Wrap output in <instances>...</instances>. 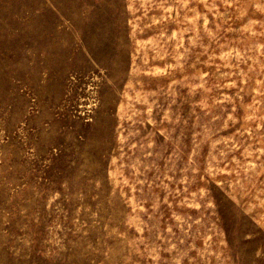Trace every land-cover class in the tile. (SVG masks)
Segmentation results:
<instances>
[{"label":"rangeland","instance_id":"374dc122","mask_svg":"<svg viewBox=\"0 0 264 264\" xmlns=\"http://www.w3.org/2000/svg\"><path fill=\"white\" fill-rule=\"evenodd\" d=\"M0 264H264V0H0Z\"/></svg>","mask_w":264,"mask_h":264}]
</instances>
